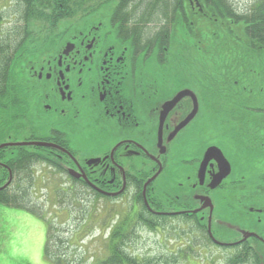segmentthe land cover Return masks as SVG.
Here are the masks:
<instances>
[{
    "label": "flooded vegetation",
    "instance_id": "obj_1",
    "mask_svg": "<svg viewBox=\"0 0 264 264\" xmlns=\"http://www.w3.org/2000/svg\"><path fill=\"white\" fill-rule=\"evenodd\" d=\"M168 2L169 38L186 50L187 38L200 34L193 75L183 62L189 54L178 55L177 85L171 56L165 49L155 56V35L144 34L154 24L145 14L154 0H19L21 12H45L50 22L29 24L12 66L9 37L0 48V191L23 190L40 163L103 198L135 186L152 216L198 221L218 248L226 246L212 241L207 226L222 197L257 216L242 232L254 236L236 246L264 247V209L250 207L264 201V0ZM183 91L190 96L164 115ZM178 144L179 177L157 186L163 203L151 188L147 197L144 186L168 171ZM228 235L233 240L221 244L242 238Z\"/></svg>",
    "mask_w": 264,
    "mask_h": 264
},
{
    "label": "rangeland",
    "instance_id": "obj_2",
    "mask_svg": "<svg viewBox=\"0 0 264 264\" xmlns=\"http://www.w3.org/2000/svg\"><path fill=\"white\" fill-rule=\"evenodd\" d=\"M227 1L229 4L238 5L240 3L242 5L245 0ZM8 7L10 8L8 9ZM19 7V0H0V43L7 37L11 38L12 30H14L13 35L19 33L17 22H20L22 13ZM167 14L168 12L165 18H161L162 20H154L149 31L144 34L158 35L155 37V56L162 54L163 49L171 56L170 59H172L174 67L167 69L177 85L180 80V68L177 66V63L180 62L178 55L189 54V58L186 60L184 58L183 62H187V74L193 75L200 34L197 37L191 36V42V37H188L189 45L186 46L188 49H180L167 34V31L170 30L167 25ZM193 24L197 25L198 21H193ZM28 25L26 29L31 31ZM194 25L192 29L195 34ZM7 31L9 32L8 36L6 35ZM165 31L167 37L164 36ZM202 32L204 35L208 34V38L210 37V29L207 25H203ZM174 33L178 37L177 32ZM9 80L12 83L13 78L9 77ZM180 148L178 144L176 152L172 150L168 154V171L159 169L155 172L154 178H151L152 181L156 178L155 183L150 187L148 183L146 184L147 197L152 192L154 199L163 203L165 197L157 190V186H163L165 189V181L168 178L171 179L175 176L177 179L179 177L183 166L176 154ZM237 155V152H233V156L230 157L236 159ZM28 178L33 179L31 184ZM27 182L28 184L24 188L26 190L23 189L24 200L21 201L26 210L0 204V264H51L44 258L48 225L52 229L51 234L54 238L51 243L55 248H58V253L61 254L60 264L96 263L107 256L106 245L111 231L127 222V217L133 218L136 211L141 208L138 201L141 189H136L135 186L117 199L103 198L96 196L81 185L72 183L65 173L51 168L47 164H36L31 174L27 175ZM150 188L151 192L149 193ZM235 191L243 192L242 194L246 192L238 189ZM257 202L260 206L255 203L250 207L264 209V201ZM246 208L247 206L236 201L228 202V200L224 201L222 197H215L210 232L216 242L228 243L233 240L228 238L229 232L240 236L244 230L251 229L249 227L253 221L256 223L257 216L256 214L249 215ZM129 221L133 229L132 219ZM205 222L206 220L202 223L205 224ZM155 225L153 230L143 226L133 229L132 251L138 255L149 257L173 254L180 261L186 259L184 264H227L228 258L239 251V248L232 246L218 248L210 241L207 242L206 234L199 230L201 224L198 221L179 217L165 218L157 221ZM57 239L61 240L63 245L58 243ZM55 241L57 243H54ZM249 245L264 253V247L256 244L254 240Z\"/></svg>",
    "mask_w": 264,
    "mask_h": 264
},
{
    "label": "trees",
    "instance_id": "obj_3",
    "mask_svg": "<svg viewBox=\"0 0 264 264\" xmlns=\"http://www.w3.org/2000/svg\"><path fill=\"white\" fill-rule=\"evenodd\" d=\"M168 1L169 0H161V1L154 0V3L150 4L151 11L150 10L149 12L146 11L145 14H149V15L153 14V18L155 21L162 20L161 18L163 17L165 18L166 12L169 10L167 6L170 7V2ZM46 16H48V14H46L45 12H41V13L22 12L20 14V22L26 25L37 20L42 22H50L49 20H47ZM18 27L20 34L18 33L13 35L14 30H12V36L10 38L11 40L9 41L10 42L9 54H10L11 66L14 63L13 61L15 60L17 53L21 49L22 40H24L25 37L27 38V34H29L30 32L26 29L27 26H18ZM28 27L30 26L28 25ZM30 28L32 30L34 27L33 28L30 27ZM4 43L3 41L0 43V48L5 45ZM3 79H4L3 76L0 75V83L2 82ZM1 86L2 84H0V87ZM0 94H2L1 88H0ZM28 181L30 184L32 183L31 178H28ZM23 192H24L23 190H15L14 192L11 191V193H8L7 190L0 191V204L6 207L26 210L24 205L21 203V201L24 200ZM138 201L141 205L140 210L136 211V213L133 215V218L127 217V222L120 224L118 227H116L114 230L111 231V233L108 236L107 245H106L107 256L93 264H184L183 262H185L186 259H181L180 261L173 254L158 256V257H149V256L138 255L134 251H132L131 247L134 243L133 229L135 227L143 226L148 228L149 230H153L154 227L156 226L155 224L157 221L165 219V217H154L150 213H148V211L146 210L145 206L141 201V196L139 197ZM130 219H132L133 221V229L130 224L131 222L129 221ZM47 227L48 228L46 233L44 258L49 260L51 264H60V262L62 261L61 254L58 253V248H55L54 245H52L51 242L54 239L53 235L51 234L52 229L50 228L49 225ZM206 240L207 242H209L207 236H206ZM57 241L58 243L63 245V242L61 240L57 239ZM57 241H55L54 243H57ZM248 246L250 247V245H240L233 247V248H239V251L235 255H232L230 258H228L227 264H264V254L262 255L263 257L261 258L259 256L260 253L259 249H254L252 247L248 248Z\"/></svg>",
    "mask_w": 264,
    "mask_h": 264
},
{
    "label": "water",
    "instance_id": "obj_4",
    "mask_svg": "<svg viewBox=\"0 0 264 264\" xmlns=\"http://www.w3.org/2000/svg\"><path fill=\"white\" fill-rule=\"evenodd\" d=\"M185 96H190L189 95V93L188 92H185V91H183V92H181V93H179V94H177V96L171 101V102H169V103H167L166 105H168L167 107H166V109L164 110L165 112L163 113L164 115H165V113L167 112V111H169L171 108H173V106L176 104V103H178L182 98H184ZM192 98V97H191ZM192 100L194 101V99L192 98ZM195 102V101H194ZM194 112H195V109H194V111L190 114V116L188 117V119H187V121L186 122H188V120L190 119V118H192L193 117V115H194ZM163 115V116H164ZM162 116V117H163ZM162 117H161V120H160V124H159V129H158V135H159V139H158V145H159V147L161 146V139H160V135H161V128H162ZM185 125V122L183 123H181L178 127H177V131H179L183 126ZM220 157H222V156H220ZM154 178V177H153ZM150 181H152V179H150L147 183H149ZM146 183V184H147ZM145 188H146V185L144 186V190H145ZM144 192V191H143ZM209 203V200H205L204 201V203H203V206H202V208H206L207 206H209V205H207ZM145 204H147L146 202H145ZM207 230H208V234H209V236H210V238L212 239V241H214V243H216V244H218V245H220V246H236V245H239V244H241V243H243V242H245L249 237H251V236H254V235H252V234H250V233H242L241 234V236H242V238L237 242V243H232V244H230V245H223V244H220V243H218V242H216L215 240H214V238H213V236H212V233H210V223L208 224V226H207ZM260 250V249H259ZM264 253H262L261 251H260V253H259V256L262 258Z\"/></svg>",
    "mask_w": 264,
    "mask_h": 264
},
{
    "label": "crops",
    "instance_id": "obj_5",
    "mask_svg": "<svg viewBox=\"0 0 264 264\" xmlns=\"http://www.w3.org/2000/svg\"><path fill=\"white\" fill-rule=\"evenodd\" d=\"M46 260V259H45Z\"/></svg>",
    "mask_w": 264,
    "mask_h": 264
}]
</instances>
